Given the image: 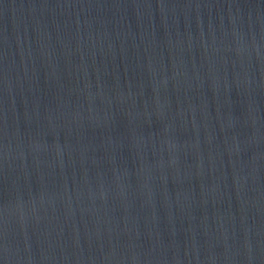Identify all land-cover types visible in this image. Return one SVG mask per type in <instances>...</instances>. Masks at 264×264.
<instances>
[{
  "label": "water",
  "instance_id": "95a60500",
  "mask_svg": "<svg viewBox=\"0 0 264 264\" xmlns=\"http://www.w3.org/2000/svg\"><path fill=\"white\" fill-rule=\"evenodd\" d=\"M0 264H264V0H0Z\"/></svg>",
  "mask_w": 264,
  "mask_h": 264
}]
</instances>
